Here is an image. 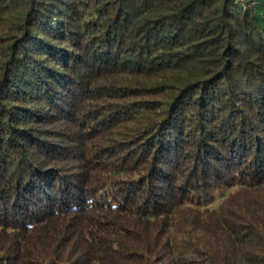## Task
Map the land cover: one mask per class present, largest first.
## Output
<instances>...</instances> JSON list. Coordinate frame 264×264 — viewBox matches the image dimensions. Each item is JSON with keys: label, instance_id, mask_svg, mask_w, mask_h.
<instances>
[{"label": "trees", "instance_id": "1", "mask_svg": "<svg viewBox=\"0 0 264 264\" xmlns=\"http://www.w3.org/2000/svg\"><path fill=\"white\" fill-rule=\"evenodd\" d=\"M0 264H264V0H0Z\"/></svg>", "mask_w": 264, "mask_h": 264}, {"label": "rangeland", "instance_id": "2", "mask_svg": "<svg viewBox=\"0 0 264 264\" xmlns=\"http://www.w3.org/2000/svg\"><path fill=\"white\" fill-rule=\"evenodd\" d=\"M218 200H219V198H218V193H217V194H215V198H214V204L215 205H218V203H217V202H219Z\"/></svg>", "mask_w": 264, "mask_h": 264}]
</instances>
